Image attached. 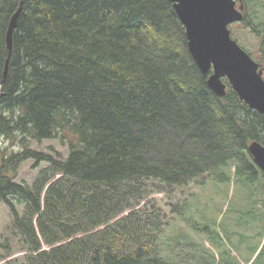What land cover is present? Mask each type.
I'll use <instances>...</instances> for the list:
<instances>
[{"label":"trees","instance_id":"trees-1","mask_svg":"<svg viewBox=\"0 0 264 264\" xmlns=\"http://www.w3.org/2000/svg\"><path fill=\"white\" fill-rule=\"evenodd\" d=\"M19 3L0 0V139L19 147L0 148V203L11 208L26 262L241 264L222 250L227 245L218 249L232 245L228 237L212 241L206 233L216 251L203 244L198 250L189 233L172 241V221H162L159 210H132L133 199L149 192L143 183L182 187L204 174L219 180L232 173L264 203L247 150L252 140L264 143V118L226 79L224 96L208 87L172 2L22 0L2 82L6 30ZM243 3L239 23L262 36L264 17L257 25L254 14L261 2ZM53 138L68 144L65 158L30 148L33 140ZM28 159L50 163L30 185L14 180ZM13 201L26 205L28 218L19 217ZM187 205L188 199L176 203L172 212L188 221ZM251 208L238 223L248 221ZM254 218L264 221V205ZM172 245L182 259L168 251Z\"/></svg>","mask_w":264,"mask_h":264},{"label":"rangeland","instance_id":"rangeland-1","mask_svg":"<svg viewBox=\"0 0 264 264\" xmlns=\"http://www.w3.org/2000/svg\"><path fill=\"white\" fill-rule=\"evenodd\" d=\"M256 2L257 0H253L254 4ZM259 2H261L263 7L255 10L254 14H259L257 25H260V19L264 17V0H259ZM239 22L240 21L233 22L228 26L232 38H235V40L240 43V46L249 49L256 61L264 64V56L261 49H259L264 45V34L262 36H257L251 33L248 28L243 27ZM0 148L4 149L6 152L19 149L18 145H14L10 140L1 139ZM30 148L49 154L56 159L65 158L68 154V144L66 142H61L57 138L43 139L40 142L33 140L30 143ZM49 164L50 163L44 161L36 164L35 160H25L18 168L14 180L19 183H27L30 185L39 169ZM206 177L207 175L204 174L201 178L192 180L186 186L173 188H161L162 186L159 185L157 181H147L143 183L142 186L149 192L144 197L139 198V196H136L133 199L134 207L132 210L147 212L159 210V217L162 221H172L170 225L173 234L172 241H176L177 234L183 231L189 233L192 240H194L193 244H195V246L193 247L199 250L203 244L212 248L213 251H216L214 247L209 245L206 239V233H211L209 237L212 241L218 240L217 232L220 233L223 239L226 237L229 238V236L226 235L225 237L222 234V230L231 227L235 221L239 219V213H241L245 207H251L252 205L253 209H251L254 210L256 214L259 212L260 208L255 204L256 202L254 203L255 198L251 195L249 189L244 188L237 179V176L234 177L232 173L228 174L229 179L215 180L213 178L206 179ZM202 179H204L203 184L200 183ZM186 199H188V205L185 206L184 216L188 221L176 215L175 212H172V205L176 203L184 204ZM13 204L20 218L29 217L24 203L13 201ZM130 211L131 209H126L120 215L127 214ZM246 218L249 222H253L254 215L248 212ZM13 221L14 217L10 206L6 203H0V264H28L24 259L27 252L26 243L23 236L14 228ZM33 221H35V218H33ZM192 224L203 234L197 233L195 229H191L189 226ZM168 229L165 230V233H167ZM259 239L260 237L258 239L245 238L244 242H241V239L232 237V245L236 252L234 255L236 257L243 256V259L248 257L247 260L245 259L247 264H264V243ZM165 241L169 240L166 239ZM258 244L260 245L256 249ZM42 246L43 248H48L45 243H42ZM254 247L256 250L252 255L251 253H247L250 248L254 249ZM167 248L168 251L170 250V252L174 253L176 258L182 259L181 254L183 253L179 246L172 245ZM215 256L218 258V253L215 252Z\"/></svg>","mask_w":264,"mask_h":264},{"label":"water","instance_id":"water-1","mask_svg":"<svg viewBox=\"0 0 264 264\" xmlns=\"http://www.w3.org/2000/svg\"><path fill=\"white\" fill-rule=\"evenodd\" d=\"M184 27L188 50L203 73H208L207 85L218 96L226 94V79L231 89L249 108L264 118V77L259 63L232 38L229 25L243 19V0H170ZM236 1L239 5L236 6ZM19 7L11 16L6 30L8 57L5 79L12 49V33ZM1 95V93H0ZM254 162L264 171V143L252 140L247 146Z\"/></svg>","mask_w":264,"mask_h":264},{"label":"flooded vegetation","instance_id":"flooded-vegetation-1","mask_svg":"<svg viewBox=\"0 0 264 264\" xmlns=\"http://www.w3.org/2000/svg\"><path fill=\"white\" fill-rule=\"evenodd\" d=\"M238 5H239V1H236V6H238ZM251 33L255 34L254 32H251ZM259 49H261V52L263 53V56H264V45L261 48H259ZM250 54H251V52H250ZM251 56L254 59V56L252 54H251ZM254 60L256 61V59H254ZM258 63H259V66L262 68V70H264V64H261L260 62H258ZM262 75H263V73H262ZM249 157H250V161H251V163H250L251 170L249 171V174L252 177L251 178V182L253 184H261V185H263L264 184V171L254 162V160H253V158H252V156L250 154H249ZM255 201H256L255 204L257 206H259L260 209H262V207L264 205V203L262 202V197L260 195H256V197L254 199V202ZM250 212L253 215L255 213L254 210H252V209L250 210ZM252 221L253 222L246 221V223H244V224H240V223H238V221H235V223L230 227V234L228 235L229 238L232 239V237H235V238H238V239H241V238H246V239L257 238L258 239L260 237L261 242L264 243V221H262V220L260 221L259 219H255V218ZM218 236L221 237V235H218ZM242 240H245V239H242ZM224 245L225 246L227 245V247L223 248ZM259 245L260 244H258L256 249L259 247ZM221 248H223L222 250L230 249L229 253L232 254V255H234V253H236L235 249L233 248V245H231V244L229 245L227 243H225V244L219 243L218 249H221ZM214 250H215V248H214ZM251 250L252 249L250 248L249 252ZM238 257L237 258H238V260L240 261L241 264H247V261H245L243 259V256H238Z\"/></svg>","mask_w":264,"mask_h":264}]
</instances>
